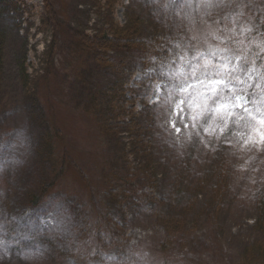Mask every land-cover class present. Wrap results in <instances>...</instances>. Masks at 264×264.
Instances as JSON below:
<instances>
[{"label":"rangeland","instance_id":"rangeland-1","mask_svg":"<svg viewBox=\"0 0 264 264\" xmlns=\"http://www.w3.org/2000/svg\"><path fill=\"white\" fill-rule=\"evenodd\" d=\"M48 3L0 4V264H264V125L235 100L192 119L198 53L236 69L221 97L264 90V0ZM137 21L166 58L76 41Z\"/></svg>","mask_w":264,"mask_h":264},{"label":"trees","instance_id":"trees-1","mask_svg":"<svg viewBox=\"0 0 264 264\" xmlns=\"http://www.w3.org/2000/svg\"><path fill=\"white\" fill-rule=\"evenodd\" d=\"M43 1H44L47 11L50 12L51 6L48 3L49 0H43ZM10 3H11V0H0V4L10 5ZM1 21L2 20H0V22ZM138 22L139 21H137L136 23L132 22L125 27L117 26L113 34H102V35H96L93 37L77 34L76 41L83 48H86L89 50L93 49V50L101 51L103 53H110V52L116 53V54H119V53L120 54L122 53H127V54L134 53L135 54L137 53L141 57L148 58V59H145V61L166 58V55H167L166 50L159 49L160 46L156 44L157 42L155 43L154 49H152L153 42L151 41L159 40L158 38H154V35L149 37V39L147 38V35L146 37L134 36V32H135L134 29L135 28L137 29V27H139L137 25ZM2 46H3V42L1 39V33H0V63L2 62ZM49 54L51 53L49 52ZM104 60H108V59H104ZM100 61H103V60H100ZM46 141L50 142V135H45L43 137L42 142L44 143ZM58 157L60 158L59 160H60L62 167L64 166V164L73 163L72 159H70V157L66 154V152H63V156L59 154ZM74 166L76 167V169L80 171L79 167L76 164H74ZM131 185L132 184H127V187L129 188ZM135 188H136L135 186H132L129 189H135ZM143 190L147 191L148 194L150 191H152L146 187H143ZM116 193H117V190L112 188L109 191L105 192L104 194H107V197L113 199L114 198L113 196L116 195ZM151 195H153V193H151ZM259 212H260V218H259L257 227L261 231V234L264 235V227H263L264 226L263 225L264 223V196L260 202Z\"/></svg>","mask_w":264,"mask_h":264},{"label":"snow or ice","instance_id":"snow-or-ice-1","mask_svg":"<svg viewBox=\"0 0 264 264\" xmlns=\"http://www.w3.org/2000/svg\"><path fill=\"white\" fill-rule=\"evenodd\" d=\"M224 49H217L216 51L211 52L212 57H218L219 59L223 60V64L217 63L214 64L211 59L205 56L204 53H198L193 59H200L203 58V63L200 65H193L192 66V74L195 75L198 70L200 71V75L202 77V83L207 81L205 87H209L210 91L205 94L204 92L198 93L196 96L193 97V101L195 102L196 108H199L200 111L193 115L192 119L196 120L198 117L204 116L206 113L215 111L220 112L221 108L225 105L221 104L220 107L210 109L209 108V101L215 100L219 103L221 100L223 101H236V106L242 107V111L247 112L250 119L244 121V125L246 127L254 128L256 125L253 123L254 121H258L259 124L264 125V90L260 93L251 92L245 93L241 90L238 94L234 97H221L220 93L218 92L216 85H223L226 83V77H231L232 73L236 71L235 68H232L229 71H222V69H227L228 64L230 63V58L226 55H222ZM220 54V55H218ZM241 71H247L246 69L241 68ZM190 87V85H189ZM183 91H187V87L182 86ZM231 91V89H229ZM181 104L184 101H180ZM251 103L253 108H255V113H253V109L248 107V104ZM182 114V112H181ZM183 122H181L182 124ZM173 127L177 128L179 131V127L176 123H173ZM261 140L264 141V133L261 134Z\"/></svg>","mask_w":264,"mask_h":264}]
</instances>
